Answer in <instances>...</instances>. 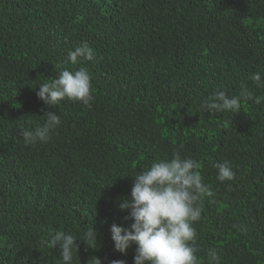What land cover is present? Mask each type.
I'll return each mask as SVG.
<instances>
[{
	"label": "trees",
	"instance_id": "trees-1",
	"mask_svg": "<svg viewBox=\"0 0 264 264\" xmlns=\"http://www.w3.org/2000/svg\"><path fill=\"white\" fill-rule=\"evenodd\" d=\"M82 42L96 60L66 63ZM65 68L87 70L91 107L38 99V86ZM257 72L264 79V0H0V264H63L59 248L43 244L57 231L78 238L73 264H133L135 245L114 251L109 231L132 223L119 199L132 176L181 145L212 191L193 225L200 264L210 249L219 264H264ZM242 85L261 102L201 109ZM49 111L61 125L47 143L25 146L21 131ZM225 161L236 176L220 182L214 165ZM91 226L96 245L85 238Z\"/></svg>",
	"mask_w": 264,
	"mask_h": 264
},
{
	"label": "clouds",
	"instance_id": "clouds-1",
	"mask_svg": "<svg viewBox=\"0 0 264 264\" xmlns=\"http://www.w3.org/2000/svg\"><path fill=\"white\" fill-rule=\"evenodd\" d=\"M94 60V49L82 42L68 52L66 63L75 65L79 61ZM251 79L258 88L264 87L261 73H254ZM35 94L43 104L51 107L65 99L91 107L94 99L91 77L85 68L76 71L63 69L56 78L40 84ZM249 101L260 103L261 98L242 85L237 95L214 92L202 101L200 107L211 113H237ZM43 117L42 125L21 131L25 146L47 143L62 123L56 112H46ZM180 148L173 149L170 160H157L148 170L132 176L130 195L119 199V209L127 211L125 219L132 223L127 228L113 223L109 231L114 251L125 255L135 245L133 264H200L196 255L198 248L195 247L197 232L193 225L202 218V198L211 196L212 191L203 182L199 162L182 157ZM214 167L218 181L235 179L236 173L227 161L218 162ZM85 238L96 245L92 226L87 229ZM77 240L73 234L57 231L43 244L48 248H59L63 264H73L74 252L78 250ZM219 260L218 253L210 249L208 264H219ZM94 264H102L101 259L94 257ZM111 264H126V261L113 260Z\"/></svg>",
	"mask_w": 264,
	"mask_h": 264
}]
</instances>
